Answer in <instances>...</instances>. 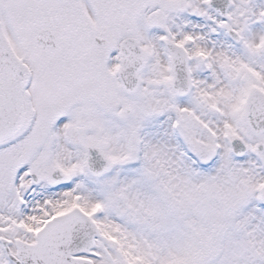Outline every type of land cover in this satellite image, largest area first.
Listing matches in <instances>:
<instances>
[{
    "label": "snow or ice",
    "instance_id": "obj_1",
    "mask_svg": "<svg viewBox=\"0 0 264 264\" xmlns=\"http://www.w3.org/2000/svg\"><path fill=\"white\" fill-rule=\"evenodd\" d=\"M0 264H264V0H0Z\"/></svg>",
    "mask_w": 264,
    "mask_h": 264
}]
</instances>
